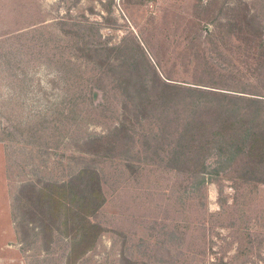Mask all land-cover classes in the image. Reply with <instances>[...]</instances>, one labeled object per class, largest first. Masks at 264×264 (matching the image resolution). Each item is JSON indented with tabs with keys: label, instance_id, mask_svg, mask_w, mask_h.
<instances>
[{
	"label": "rangeland",
	"instance_id": "obj_1",
	"mask_svg": "<svg viewBox=\"0 0 264 264\" xmlns=\"http://www.w3.org/2000/svg\"><path fill=\"white\" fill-rule=\"evenodd\" d=\"M104 1L0 0V264H211L221 255L229 264H264V173L236 158L220 163L227 157L214 150L206 164L218 172L204 175L203 206L193 172L169 163L167 140L153 154L155 135L170 127L151 110L122 115L132 104L116 65L136 62L134 37L162 77L258 98L246 117L264 133V0H113L111 23L102 19ZM67 15L94 22L117 47L80 49L81 38L69 39L57 22ZM139 69L151 73L145 63ZM179 96L159 112L184 116L215 102ZM123 117L133 140L127 156L88 145ZM90 159L105 196L94 218L102 229L74 258L61 222L49 220L48 231L32 215L30 186L67 181Z\"/></svg>",
	"mask_w": 264,
	"mask_h": 264
},
{
	"label": "trees",
	"instance_id": "obj_2",
	"mask_svg": "<svg viewBox=\"0 0 264 264\" xmlns=\"http://www.w3.org/2000/svg\"><path fill=\"white\" fill-rule=\"evenodd\" d=\"M112 2L113 0L100 2L108 15V17L102 16V19H105L107 23L108 21L112 22L109 17ZM66 18L57 21L62 25L63 31H61L69 39L81 38L80 49L99 53L103 49L117 47L107 46L106 42L101 40V35L98 32L99 27L94 22H89L83 15L73 18L67 15ZM64 25H69L68 29H63ZM71 27L74 30L69 35ZM131 50L136 62L125 63L122 61L120 64H116L124 72L119 86L132 104V110L128 104L124 105L125 109L122 115L131 111L136 119H140V117L148 116L147 113L151 110L155 113L153 115H157L158 123L163 128L170 127L171 130L168 129L162 134L155 135L153 154L158 156L156 151L158 152L159 145L167 140L169 150L166 156L169 163L179 161L183 167L193 172L190 177L193 179L194 189L200 192L199 198L203 206L206 197L204 175L218 172L216 167L206 164L207 155L214 150L219 157L223 155L227 157L220 160V163L226 161L229 164L235 162L236 158L240 160V164H243L245 170L264 173V133L249 124L246 117L249 113L245 109L249 103L259 106L258 98L251 97L250 99V97L246 98L240 94L211 90L200 85L186 84L162 77L156 72V64L148 61L144 49L134 37ZM122 63L123 66H121ZM144 63L151 73L141 72L139 66ZM180 93L207 94L215 102L197 103L193 105V108L188 109L189 111L184 116H178L165 109H161L159 112L161 106L180 100ZM258 116H260V112L257 111L253 118ZM123 118L106 134L90 136L88 145L101 148L104 155H126L130 151L133 140L132 135L128 132L129 128L125 118ZM88 153L93 155L96 152L89 151ZM90 161L67 181L46 184L42 187L30 186V188H34V191L29 203H31L32 209H36L32 215L40 223L45 224L48 231L50 230L49 220H52V224L56 221L61 222L66 234L69 235L70 251L74 258H78L80 254H84L94 246L102 229L94 218L105 203V196L98 171L93 165V160L90 159ZM128 166L130 165L128 164ZM258 180L264 183L263 175ZM17 200V205L21 206L22 190ZM225 258V255H221L211 264H229Z\"/></svg>",
	"mask_w": 264,
	"mask_h": 264
}]
</instances>
